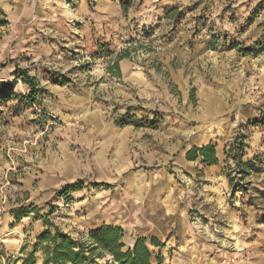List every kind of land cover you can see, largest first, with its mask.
<instances>
[{
    "label": "rangeland",
    "instance_id": "rangeland-1",
    "mask_svg": "<svg viewBox=\"0 0 264 264\" xmlns=\"http://www.w3.org/2000/svg\"><path fill=\"white\" fill-rule=\"evenodd\" d=\"M220 2L222 11L233 18V1ZM87 3L86 13L80 16L76 3L68 0H0V21H6L0 25V81L16 80L15 96L0 103V264L22 263L35 234L44 227L36 215L49 208L53 212L47 219L72 237L102 224L122 229L124 248L131 246L130 237H155L162 245H149L153 264H264V48H260L264 23H259L262 28L256 35L245 36L246 41L238 38L263 9L264 0L232 32L215 30L204 14V9L214 6L213 0ZM121 4L126 5L125 13ZM30 19L38 23L34 26L38 39L58 29L65 49L75 38L70 28L85 25L90 33L89 55L71 49L64 62L54 65L17 52L19 34L30 33L24 28ZM124 53L123 59L140 75L126 99L129 105L108 99L99 89L105 79L121 82L112 79L120 73L119 61L113 72L108 68ZM16 67L27 69L37 80L40 91L35 102L26 99L29 87L15 79ZM169 68L183 75L181 81L168 77L171 96L161 99L147 93V72ZM44 76L47 84L62 88L58 105L104 103L112 107L109 117L115 123L128 111L133 117L128 125L138 137H103L102 149L98 137H56L57 154L47 158L15 154L13 145L20 146L28 136L14 137L12 145L10 137H3L4 129L22 125L20 121L41 119L45 126L55 121L40 107L46 94ZM206 92L213 93L214 109L202 104L209 101ZM171 97L179 109L173 108ZM161 103L169 107L171 132L172 123L183 118L188 137H148L147 129L160 127V116L152 106ZM76 112L74 127L82 131L85 111ZM154 119L156 126H149ZM206 133L210 137H200ZM235 138L245 144L241 160L251 162L244 174L237 170ZM207 140L224 155L213 164L221 167L227 179L222 189L202 179V169L213 165L186 159L189 149ZM28 162L47 164L48 171L27 174ZM190 167L202 169L192 175L185 172ZM64 185L71 186L68 197L57 193ZM30 204L41 210L16 220L14 211L28 209ZM180 211L188 216L184 218ZM41 262L42 255L37 253L35 264Z\"/></svg>",
    "mask_w": 264,
    "mask_h": 264
},
{
    "label": "crops",
    "instance_id": "crops-1",
    "mask_svg": "<svg viewBox=\"0 0 264 264\" xmlns=\"http://www.w3.org/2000/svg\"><path fill=\"white\" fill-rule=\"evenodd\" d=\"M71 3H76V11L78 15H84L87 10V1L86 0H68ZM175 1V0H170ZM234 3V7L236 8L234 17L230 19L228 17V13L222 11V3L220 0H213L214 6L204 9L203 12L206 16H208L209 20L213 22V28L215 30H228L229 32H232L237 28L238 25L241 24L243 17H246L247 14H249L250 10L259 2V0H232ZM200 12V9H198V13ZM257 16L253 19L252 25L248 26L246 28L245 36L252 37L257 34V30H260L262 26L260 27V22L264 19V5L263 9L259 12V14H256ZM240 23V24H239ZM38 23L33 20H28L26 24H24L25 31H27L29 34H19L20 38H18L17 41L18 48H15L17 52H23L24 54L30 56L33 60H45L47 62H50L51 64L57 65L59 64L58 61H63L64 58L67 56L66 53H72L71 49L76 50L81 56L89 55L88 53V47L87 44H89L88 37H90V33H88V28L85 25H82L79 29L70 28V33L72 34V37H75L71 41H69L67 49L64 48V44L61 42V34L58 29L54 30L52 33H46L43 34L45 36L40 35V38L38 39L37 36L39 34H36L35 31L37 27L34 28ZM32 31V32H31ZM75 32H78L76 35ZM82 34L80 35L79 34ZM184 32V31H183ZM82 36V37H81ZM242 36V35H240ZM236 37V38H237ZM245 37V38H246ZM81 38V39H79ZM244 38V41L247 39ZM7 41H5L3 47L6 48ZM87 47V48H86ZM82 48L84 50H82ZM85 49L87 51H85ZM182 51L181 49H179ZM66 51V52H65ZM179 56V55H178ZM184 54L180 55V58H183ZM31 59V60H32ZM66 61V60H65ZM26 65V64H25ZM134 66L131 64L129 65V62L127 59L119 60V70L120 73L117 75V78L112 79H118L120 83L117 82H111L108 79H105L104 82H101L99 85L102 86L99 89L103 92V90L106 92V95L108 96V99H112L114 102L123 103L125 102L126 105H129V102H126V99L130 97L133 88V84L135 81L139 80V71L137 69L133 68ZM137 68V66H136ZM194 73L198 74V71H194ZM174 77L177 78V80L181 81V78H183V75L181 73H175L170 68L166 72H147V93H152V95H155L156 98L164 99L167 96H171L169 94L168 90V77ZM121 79V80H120ZM42 84L46 85V94L42 98V102L40 107L42 108L44 114L47 116H51L55 118V121L51 124L45 126V123L42 122L40 119H36L33 122H24L20 121L22 125H15L11 126L9 128L4 129L3 137L11 138L12 145L14 144V137L21 138L23 136H28L26 140H24L23 144H20V146L13 145L16 147L15 149H12L13 152L17 155L21 153H25L27 158H30L32 155L34 157H38V155H45V158L51 156L52 154H57L54 146L55 142H58L56 137H89V140H91V137H98L99 147L102 149L103 145H105V141L103 137H138V132L135 130V128L132 125H124L120 126L113 122L112 118L109 117V114L111 112L112 107L106 106V104H86V106H81L80 101L68 105L67 103L65 105L57 104L56 99L57 95H62L61 87L47 84V78L44 76V80L42 81ZM200 85H204L206 87V84L203 82L200 83ZM92 89L88 91V93H92ZM109 92L107 93V91ZM149 91V92H148ZM206 96L208 97L209 101L202 102L203 105H205L206 109H214V105L212 104V99L214 98L213 93L206 92ZM172 99V97H171ZM173 100V99H172ZM186 103V102H185ZM173 108L176 106L179 109V104L176 100H173V104H171ZM187 105V103L185 104ZM153 111L155 110L158 112L160 118V127L158 130L154 129H147L148 137H188L190 134L188 130L186 129L185 120L183 121V118L180 119L178 115H174L177 118H179L180 121H178L176 124L172 123V126L174 127L173 132H171V120L170 115L167 113V109L169 107L167 106V103H161V104H153ZM77 110H84V117H83V124L85 129L82 131H78L77 128L74 127L76 123L74 121L77 118ZM122 111V110H121ZM79 112V111H78ZM181 114V113H180ZM186 114V113H185ZM184 116V115H182ZM29 117L26 118L28 120ZM20 120V119H19ZM157 121V119H154ZM39 121V122H38ZM157 121V122H158ZM68 122V123H67ZM71 123V125H69ZM215 124V123H213ZM135 130V133L133 132ZM200 137H210L208 133L204 136ZM208 141L202 142V144H206ZM19 144V143H18ZM201 145V144H200ZM216 158L218 162H221L223 160V153L222 150L216 148ZM28 155V156H27ZM30 156V157H29ZM32 160V159H30ZM38 165L30 164L28 162L27 164V174L36 172L46 173L48 170H46L47 164H40ZM29 167H34L29 168ZM189 171H185L186 173H190L192 175H195L198 172V170H201V167H190L188 168ZM46 170V171H45ZM202 179L205 181H211L213 183L214 187L220 186L222 189L227 184V179L225 176L222 175L221 167L213 165L209 167H205L201 171ZM209 182V185L210 183ZM186 218L188 214L186 212H181ZM172 216L176 215H169V217L172 218ZM94 228V227H93ZM144 237V236H143ZM131 238V243L134 240ZM154 255L152 254V257L150 259L151 263L153 264Z\"/></svg>",
    "mask_w": 264,
    "mask_h": 264
},
{
    "label": "trees",
    "instance_id": "trees-1",
    "mask_svg": "<svg viewBox=\"0 0 264 264\" xmlns=\"http://www.w3.org/2000/svg\"><path fill=\"white\" fill-rule=\"evenodd\" d=\"M121 8L124 13L127 11L125 4H121ZM5 23L6 21H0V25ZM261 44L260 48H264V41ZM126 56L125 53L119 54L113 65L108 68V72H113L117 68L118 61ZM14 76L15 79L20 78L29 87L26 99L35 102L36 95L40 91L37 80L28 74L27 69L19 67L15 68ZM15 81H0V103L15 96L12 91ZM19 99L22 100L24 97L20 96ZM132 118L127 111L116 120V124L120 126L133 124ZM148 125L151 127L156 126L154 121H148ZM234 142V151L239 154L236 163L237 170L240 174H244L251 169V162L242 161L240 158L245 147L243 141L235 138ZM186 159L189 161L201 159L203 164L213 165L217 162L215 147L211 143L201 147H192L187 151ZM231 185L233 187V184ZM70 188V185H64L57 193L68 197ZM40 210L41 208L30 204L28 209L19 208L15 210L14 216L16 220H19L29 213L34 212L37 214ZM52 212L53 208H49L43 215H36V217L43 219L44 227L35 234L30 249L22 257L21 264H35L37 253L42 255L41 264H152L150 261L152 252L149 245L155 247L162 245L155 237H138L134 242L132 241L133 244H129L126 240L132 246L124 248L122 229L111 224H102L89 229L85 234L72 237L47 219V216ZM24 249L25 246H22L21 252ZM105 257L107 259L103 263L98 262V260Z\"/></svg>",
    "mask_w": 264,
    "mask_h": 264
},
{
    "label": "water",
    "instance_id": "water-1",
    "mask_svg": "<svg viewBox=\"0 0 264 264\" xmlns=\"http://www.w3.org/2000/svg\"><path fill=\"white\" fill-rule=\"evenodd\" d=\"M133 244V243H132ZM132 244H131V246H132Z\"/></svg>",
    "mask_w": 264,
    "mask_h": 264
}]
</instances>
